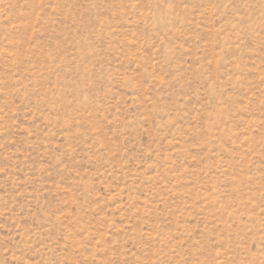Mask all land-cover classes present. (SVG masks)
Returning <instances> with one entry per match:
<instances>
[{
	"label": "rangeland",
	"instance_id": "rangeland-1",
	"mask_svg": "<svg viewBox=\"0 0 264 264\" xmlns=\"http://www.w3.org/2000/svg\"><path fill=\"white\" fill-rule=\"evenodd\" d=\"M0 264H264V0H0Z\"/></svg>",
	"mask_w": 264,
	"mask_h": 264
}]
</instances>
